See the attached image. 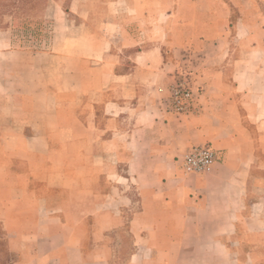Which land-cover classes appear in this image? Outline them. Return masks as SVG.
I'll return each instance as SVG.
<instances>
[{
  "label": "crops",
  "instance_id": "crops-1",
  "mask_svg": "<svg viewBox=\"0 0 264 264\" xmlns=\"http://www.w3.org/2000/svg\"><path fill=\"white\" fill-rule=\"evenodd\" d=\"M14 1L44 34L0 26V264H264V0Z\"/></svg>",
  "mask_w": 264,
  "mask_h": 264
},
{
  "label": "built area",
  "instance_id": "built-area-1",
  "mask_svg": "<svg viewBox=\"0 0 264 264\" xmlns=\"http://www.w3.org/2000/svg\"><path fill=\"white\" fill-rule=\"evenodd\" d=\"M162 92V89L158 90ZM168 102L179 115H190L196 111L194 87L187 76L174 78L168 88ZM216 161L214 151L207 146H194L182 158L181 169L186 174L208 171Z\"/></svg>",
  "mask_w": 264,
  "mask_h": 264
},
{
  "label": "rangeland",
  "instance_id": "rangeland-1",
  "mask_svg": "<svg viewBox=\"0 0 264 264\" xmlns=\"http://www.w3.org/2000/svg\"><path fill=\"white\" fill-rule=\"evenodd\" d=\"M16 1L14 0H0V9H2L1 7L4 6V8L2 9L3 11L0 12V26H8L10 18L12 17V13H14L15 11V15L13 17V21L14 24L17 25L18 29H19V36L20 39H25L27 35H32L35 38L39 37L40 35L42 36L44 34V26L42 27V24L40 25H36L33 26L32 21H34L35 16L38 17L39 13L38 12H33V17H27V13H26V9L23 11H17V10H10V8H5V6L12 4L14 7L16 6ZM20 8H25V4L24 2L21 3V1L19 2ZM40 9V8H39ZM1 11V10H0ZM30 20L31 23H30ZM28 24H32V25H28ZM43 30H42V28ZM31 41V39H29ZM38 45H41V43H38ZM245 260V259H244ZM10 262V259L8 258L7 260H5L4 264H8Z\"/></svg>",
  "mask_w": 264,
  "mask_h": 264
}]
</instances>
